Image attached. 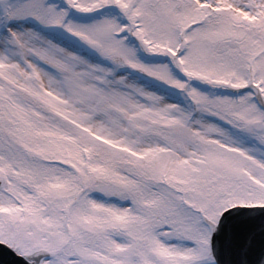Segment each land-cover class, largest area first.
Here are the masks:
<instances>
[{
  "label": "snow or ice",
  "instance_id": "6c2138e0",
  "mask_svg": "<svg viewBox=\"0 0 264 264\" xmlns=\"http://www.w3.org/2000/svg\"><path fill=\"white\" fill-rule=\"evenodd\" d=\"M0 264H264V0H0Z\"/></svg>",
  "mask_w": 264,
  "mask_h": 264
}]
</instances>
